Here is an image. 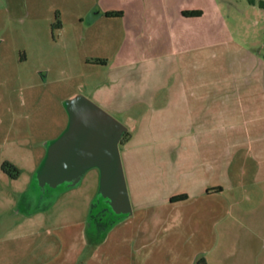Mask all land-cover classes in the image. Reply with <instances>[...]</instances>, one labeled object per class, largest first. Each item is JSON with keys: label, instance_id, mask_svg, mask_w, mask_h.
<instances>
[{"label": "crops", "instance_id": "obj_1", "mask_svg": "<svg viewBox=\"0 0 264 264\" xmlns=\"http://www.w3.org/2000/svg\"><path fill=\"white\" fill-rule=\"evenodd\" d=\"M141 4L93 1L89 8L95 12L84 25L97 30L121 23L123 32L163 27L172 44L174 24L204 15L183 17L187 8L179 6L154 18L152 28L151 16L158 10ZM109 11L121 15L105 16ZM115 55L106 74L90 76L64 102L86 92L123 124L127 135L118 147L130 212L110 223L97 242L91 241L85 224L104 223L103 216L77 215L75 208L68 216L52 218L62 229H78L81 245L74 246L68 263L106 264L101 245L118 228V264L129 254L134 256L129 264H264L262 50L226 38L178 45L155 55L122 53L119 48ZM97 58L96 64L107 65L108 59ZM63 108L64 128L45 142V151L68 124L64 103ZM93 168L83 174L90 171L93 181L86 202L98 191L99 170L97 176ZM180 194L186 199L170 201ZM40 251L49 259L62 255L57 249Z\"/></svg>", "mask_w": 264, "mask_h": 264}, {"label": "rangeland", "instance_id": "obj_2", "mask_svg": "<svg viewBox=\"0 0 264 264\" xmlns=\"http://www.w3.org/2000/svg\"><path fill=\"white\" fill-rule=\"evenodd\" d=\"M93 1L97 0H0V264H69L74 246L81 245L75 234L78 229H62L52 218L68 216L75 208L77 215L103 216L104 223L85 224L91 241L97 242L110 223L122 216L112 207V198L98 194L97 189L85 201L93 185L90 171L79 175L76 188L38 180L45 142L64 128V99L90 76L106 74L116 61L117 49L155 55L178 45L229 38L258 47L264 54V8L249 0H142V7L158 10V15L151 16L152 28L154 18L179 6L204 12L201 19L174 24L172 44L169 30H162L164 25L158 31L148 26L123 32L121 23L89 29L84 23L95 12L89 8ZM56 20L59 28L52 26ZM100 56L108 59L107 65L94 62ZM3 162L17 168L18 178L11 168L2 170ZM97 169L92 170L98 176ZM120 244L118 228H114L101 245L106 264H118ZM43 248L57 249L62 255L46 258ZM144 253L141 250L138 256L142 259ZM133 258L122 256L121 264Z\"/></svg>", "mask_w": 264, "mask_h": 264}, {"label": "water", "instance_id": "obj_3", "mask_svg": "<svg viewBox=\"0 0 264 264\" xmlns=\"http://www.w3.org/2000/svg\"><path fill=\"white\" fill-rule=\"evenodd\" d=\"M64 107L68 124L48 144L38 180L55 186L76 185L80 174L96 166L100 171L98 194L109 195L112 207L128 214L130 204L118 147L123 124L83 95L67 100Z\"/></svg>", "mask_w": 264, "mask_h": 264}, {"label": "trees", "instance_id": "obj_4", "mask_svg": "<svg viewBox=\"0 0 264 264\" xmlns=\"http://www.w3.org/2000/svg\"><path fill=\"white\" fill-rule=\"evenodd\" d=\"M249 2L252 4H257L259 7L264 8V0H258L257 2L255 0H249ZM201 14H202V10H200V9H186V10L181 11V15L183 17H198ZM104 15L105 16H120L121 12L120 11H113V12L109 11V12H105ZM55 19H57V14L55 15ZM52 26L59 28L60 27L59 20H56ZM96 61H99V60H96ZM126 135H127L126 132L122 133L121 141L126 138ZM1 167L3 170H8L7 168H11L15 172V176H16V174H18L17 168L14 167L9 162H3ZM216 189H218V188H216ZM184 199H186V195H184V194H180V195L170 197V201H172V202L181 201Z\"/></svg>", "mask_w": 264, "mask_h": 264}, {"label": "flooded vegetation", "instance_id": "obj_5", "mask_svg": "<svg viewBox=\"0 0 264 264\" xmlns=\"http://www.w3.org/2000/svg\"><path fill=\"white\" fill-rule=\"evenodd\" d=\"M3 170V169H2Z\"/></svg>", "mask_w": 264, "mask_h": 264}]
</instances>
